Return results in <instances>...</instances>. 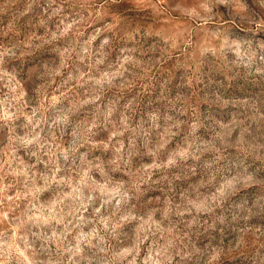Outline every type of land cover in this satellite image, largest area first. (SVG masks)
<instances>
[{"label": "clouds", "instance_id": "1", "mask_svg": "<svg viewBox=\"0 0 264 264\" xmlns=\"http://www.w3.org/2000/svg\"><path fill=\"white\" fill-rule=\"evenodd\" d=\"M0 264H264V0H0Z\"/></svg>", "mask_w": 264, "mask_h": 264}]
</instances>
